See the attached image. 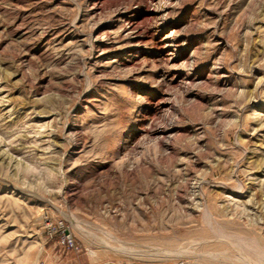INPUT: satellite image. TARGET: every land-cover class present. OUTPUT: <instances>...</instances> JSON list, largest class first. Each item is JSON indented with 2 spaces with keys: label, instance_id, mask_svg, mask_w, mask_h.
I'll use <instances>...</instances> for the list:
<instances>
[{
  "label": "rangeland",
  "instance_id": "374dc122",
  "mask_svg": "<svg viewBox=\"0 0 264 264\" xmlns=\"http://www.w3.org/2000/svg\"><path fill=\"white\" fill-rule=\"evenodd\" d=\"M0 264H264V0H0Z\"/></svg>",
  "mask_w": 264,
  "mask_h": 264
},
{
  "label": "built area",
  "instance_id": "2783aa9c",
  "mask_svg": "<svg viewBox=\"0 0 264 264\" xmlns=\"http://www.w3.org/2000/svg\"><path fill=\"white\" fill-rule=\"evenodd\" d=\"M58 240V245L66 251H78L79 248L72 236L67 230H63L60 234H52L51 236Z\"/></svg>",
  "mask_w": 264,
  "mask_h": 264
},
{
  "label": "bare ground",
  "instance_id": "6f19581e",
  "mask_svg": "<svg viewBox=\"0 0 264 264\" xmlns=\"http://www.w3.org/2000/svg\"><path fill=\"white\" fill-rule=\"evenodd\" d=\"M128 24V23H127ZM129 24H132L133 25V23H132V21H129ZM131 27V26H130ZM133 30V29H132ZM132 34V33H131ZM169 40V39H168ZM169 43H174V42H171L170 40L168 41Z\"/></svg>",
  "mask_w": 264,
  "mask_h": 264
}]
</instances>
